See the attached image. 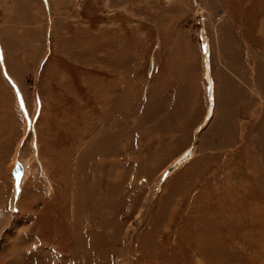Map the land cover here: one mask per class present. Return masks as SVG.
Wrapping results in <instances>:
<instances>
[{"label": "rangeland", "instance_id": "rangeland-1", "mask_svg": "<svg viewBox=\"0 0 264 264\" xmlns=\"http://www.w3.org/2000/svg\"><path fill=\"white\" fill-rule=\"evenodd\" d=\"M0 264H264V0H0Z\"/></svg>", "mask_w": 264, "mask_h": 264}, {"label": "bare ground", "instance_id": "bare-ground-1", "mask_svg": "<svg viewBox=\"0 0 264 264\" xmlns=\"http://www.w3.org/2000/svg\"><path fill=\"white\" fill-rule=\"evenodd\" d=\"M38 107V106H37ZM28 118V117H27ZM31 119V118H30ZM33 122L30 121L26 123L25 127L26 129H30L32 127ZM24 126V125H23ZM15 156V154H14ZM14 159V157H13ZM23 160V159H22ZM31 160H28V162H20L21 164L19 165V167L17 168V170L15 171V179L16 181H18V179H20V182L25 180L28 172H29V168L31 169V166L29 167V164L31 165L32 163L30 162ZM33 169V167H32ZM31 171V170H30ZM33 171V170H32ZM19 182V181H18ZM19 182V183H20Z\"/></svg>", "mask_w": 264, "mask_h": 264}]
</instances>
